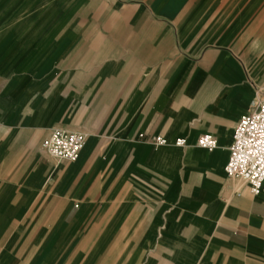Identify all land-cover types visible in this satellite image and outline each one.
<instances>
[{
	"label": "crops",
	"instance_id": "1",
	"mask_svg": "<svg viewBox=\"0 0 264 264\" xmlns=\"http://www.w3.org/2000/svg\"><path fill=\"white\" fill-rule=\"evenodd\" d=\"M263 86L264 0H0V240L56 264L109 232L126 264H264V191L224 168ZM53 126L84 131L76 158L41 149Z\"/></svg>",
	"mask_w": 264,
	"mask_h": 264
},
{
	"label": "built area",
	"instance_id": "2",
	"mask_svg": "<svg viewBox=\"0 0 264 264\" xmlns=\"http://www.w3.org/2000/svg\"><path fill=\"white\" fill-rule=\"evenodd\" d=\"M84 140L82 130L53 126L40 147L54 158L72 160L78 156ZM152 140L157 144L167 142L161 135L152 136ZM175 143L183 145L185 138L177 137ZM196 144L212 149L217 146V139L204 132L198 135ZM224 168L227 175L241 178L252 193L264 191V96L252 99L247 112L235 123Z\"/></svg>",
	"mask_w": 264,
	"mask_h": 264
},
{
	"label": "rangeland",
	"instance_id": "3",
	"mask_svg": "<svg viewBox=\"0 0 264 264\" xmlns=\"http://www.w3.org/2000/svg\"><path fill=\"white\" fill-rule=\"evenodd\" d=\"M264 96V86L261 89V94ZM26 232L20 234L18 242H7L6 238L3 237L0 240V264H56L57 260H48L40 258L43 250L41 245H35L33 242L26 241ZM95 240V238H93ZM111 232L104 237L103 242H88L82 244L80 242L74 250L80 249L86 252L95 251L99 258L94 257L92 264H112L120 262V264H126V258L116 259L118 255L127 256V253L132 250L133 244L125 241L113 242Z\"/></svg>",
	"mask_w": 264,
	"mask_h": 264
},
{
	"label": "bare ground",
	"instance_id": "4",
	"mask_svg": "<svg viewBox=\"0 0 264 264\" xmlns=\"http://www.w3.org/2000/svg\"><path fill=\"white\" fill-rule=\"evenodd\" d=\"M229 177H234V176H230V175H228ZM236 178H238V177H236ZM239 179H241V178H239Z\"/></svg>",
	"mask_w": 264,
	"mask_h": 264
}]
</instances>
